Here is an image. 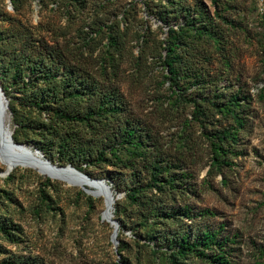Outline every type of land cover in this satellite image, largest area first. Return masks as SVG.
<instances>
[{
	"label": "rangeland",
	"instance_id": "1",
	"mask_svg": "<svg viewBox=\"0 0 264 264\" xmlns=\"http://www.w3.org/2000/svg\"><path fill=\"white\" fill-rule=\"evenodd\" d=\"M221 1L220 12L228 23L216 15L211 0H152L149 8L143 0H79L75 8L67 6L69 0H17L16 11L12 0H0V9L11 18L0 21V29L23 33L22 24L34 31L37 38L40 36L57 50L62 49L66 61L82 67L96 83L98 92L117 90L121 109L110 117L101 118L104 121L94 123L91 128L81 123L53 122L56 133L50 135L53 142L48 140L47 143L52 151H56L57 140L66 132L70 133L74 144L100 148L118 127L141 123L138 118L142 119L151 127L148 128L160 143L163 154L183 150L182 155H175L186 163L183 170L188 169L192 174L189 182L176 185L174 199H167V205L170 211L189 206L193 218L167 219L163 230L183 233L191 226L206 225L218 229L220 237L234 239L230 248L232 264H256L264 262L258 253V248L264 245V0ZM150 7L170 10L172 25L184 20L176 14V9L179 13H192V10L204 13L220 33L221 50L208 40H197L193 43L194 53L189 52L192 62L195 64L203 56L210 60L204 64L203 71L208 74L215 92L222 89L228 97L236 92L246 97L240 101L244 106V125L237 130L234 153L227 158L229 165L222 166L221 172L206 184L203 179L210 149L198 125L188 124L192 105L180 100L176 106L164 97L167 83H159L162 67L156 65V59H151L159 53L160 41L166 37L168 26L156 20ZM116 18L122 48L119 55L115 54L114 66L110 67L104 57V38L94 39L91 48L85 47L84 40L96 28ZM79 72L88 79L82 70ZM192 90L194 87L187 91ZM93 102L90 98L81 99L73 109L83 110ZM202 103L210 108L204 100ZM23 115L30 122L46 118L45 114L29 110ZM209 116L214 129L226 124L215 111ZM7 124L13 133L9 110L4 120L5 129ZM26 145L33 149L31 144ZM119 156L125 161L126 155L120 152ZM112 160L97 161L89 170L93 179L115 180L121 199L131 184L132 169ZM143 164L137 171L140 183H145L150 173L149 167ZM11 171L13 177L7 179L10 172L2 174L4 165L0 162V217L12 221L19 232L11 238L0 233V264H8L10 260L29 264H113L118 260L119 255L110 240L112 225L103 217L102 196L94 197L69 180L51 178L32 167L16 166ZM45 176L55 183L43 187ZM41 188L45 189L53 209L47 207L49 202H42ZM87 197L92 198L91 207ZM132 209L126 203L124 214L131 213L135 220L137 214ZM206 209L214 215L200 219L198 214ZM121 233L123 254L129 257V264H163L154 258L150 248L137 245L129 230ZM186 262L208 264L193 255L188 256Z\"/></svg>",
	"mask_w": 264,
	"mask_h": 264
},
{
	"label": "trees",
	"instance_id": "2",
	"mask_svg": "<svg viewBox=\"0 0 264 264\" xmlns=\"http://www.w3.org/2000/svg\"><path fill=\"white\" fill-rule=\"evenodd\" d=\"M69 1L67 6L72 8L80 3L79 0ZM143 1L149 8L148 3L152 0ZM16 2L17 0H12L14 11L18 9ZM211 2L215 7L216 15L228 23L220 12L219 7L223 4L222 1L211 0ZM149 10L154 13L156 20L168 26L166 37L160 41L159 53L157 56L152 55L151 58L156 59V65L162 67L159 83H167V95L164 97L171 100L173 104L177 106L180 100H183L189 101L192 105L191 119L188 124L198 125L200 135L210 149L209 165L203 179L205 184L209 183V179L221 172L222 166L229 165L227 158L234 153V145L238 139L237 130L244 125L242 115L244 106L240 101L245 100L246 97L238 92L228 97L222 89L215 92L210 84L211 81L207 79L208 74L203 71L204 64L210 60L203 56L199 57L195 64L192 62L193 57H190L189 52L194 53L193 43L197 40H208L221 50L220 33L204 13L197 10H192V13L189 11L179 13L176 9V14L179 17L182 16L184 20L182 23L176 22L174 26L170 24L172 21L170 10L151 7ZM173 17L176 18L175 15ZM6 19L11 18L0 9V21ZM118 21L116 18L99 26L84 40L85 47L91 48L94 39L104 38L103 46L106 50L104 57L110 67L114 66L115 54L119 55L122 48ZM20 26L23 33L0 29V85L8 98V110L14 126L13 140L17 143L31 144L51 163L56 162L58 166L70 164L90 177L94 175L89 168L102 160L114 159L112 161L115 163L132 169L131 184L126 188L123 198L118 197L113 203L112 213L113 218L118 222L116 238L119 242L115 251L119 258L113 264L120 262L129 264V257L123 254L125 247L122 230H129L134 236V242L150 248L154 258L163 264H187L186 259L190 255L208 264H232L230 248H233L234 239L229 236L220 237L218 229L206 225L191 226L189 231L183 233L176 231L172 234L163 230L167 219L193 218L191 214L193 211L189 206L183 205L175 211H170L167 205V199H174L173 191L176 185L189 182L192 174L188 169L183 170L186 163L182 157L175 155H182L183 150L163 154L160 143H157L152 131L148 128L150 126L142 119L138 118L141 123H125L122 127H118L116 133L106 137V141L100 148L93 149L82 144H74L72 136L66 132L57 140L56 151L51 150L52 146L47 143L48 140H50L49 143L53 142L50 135L56 133V131L53 132L55 130L53 122L81 123L91 128L94 123L104 121L101 118L105 119L117 113L121 109L122 102L117 100L119 98L116 89L110 88L108 92H98L94 80L89 78L82 67L76 63H72V66L70 62H67L65 54L63 57L62 49L57 50L48 40H42L40 36L37 38L34 31L25 28L22 24ZM144 35L146 36V33ZM6 47H8L7 50ZM225 62L228 64L227 60ZM79 70H82L88 79ZM102 70L104 71L105 68L102 67ZM192 87L194 90L189 93L187 90ZM88 98L94 100L88 107H84L83 110L78 107L73 109L75 105H79L81 99ZM202 100L210 108H205ZM122 109L125 108L122 106ZM26 110L34 111L39 115L45 114L46 118L27 121L23 115ZM214 111L226 121L224 126L219 125L214 129V123L209 116H213ZM184 124L187 126L186 122ZM120 152L126 155L125 161L123 157V159L120 158ZM149 153L153 154L149 156ZM134 155L137 157L134 158ZM141 164L150 169L145 183L137 180V171ZM27 170L34 173V170ZM11 172L7 179L13 177ZM43 179V187L55 183L47 176ZM105 180L111 185L116 196L119 185L110 177ZM62 181L71 186L68 181ZM109 196L111 199L110 193ZM40 197L42 202H49V196L44 188L40 189ZM86 199L91 207L92 198ZM126 203L131 209L134 208L132 212L135 211L137 214L135 220L131 213L124 214ZM110 206L108 212L111 209ZM47 207L53 209L50 202L47 203ZM210 215L214 213L208 209L198 214L200 219ZM125 216L128 217L125 218ZM134 221L136 222L133 229ZM128 224H131V228ZM14 225L12 221L0 217V233L6 237L11 238L14 233L19 232ZM258 253L264 260V245L258 248ZM7 262L8 264H29L22 260ZM256 264H264V262L258 261Z\"/></svg>",
	"mask_w": 264,
	"mask_h": 264
},
{
	"label": "bare ground",
	"instance_id": "3",
	"mask_svg": "<svg viewBox=\"0 0 264 264\" xmlns=\"http://www.w3.org/2000/svg\"><path fill=\"white\" fill-rule=\"evenodd\" d=\"M2 138L3 137L0 136V162L4 165V172H10L16 166H28L39 170L41 173L51 176V178L69 180V182L80 186L94 197L102 196L104 201V210L102 213L103 217L108 220V208L111 204V199L109 193L105 190L101 182L93 178L92 180H88L77 172H73L74 170L72 171V169L69 168L50 166L43 162L35 154H32L39 159L38 161L34 156L28 153L26 148L12 147L7 150Z\"/></svg>",
	"mask_w": 264,
	"mask_h": 264
},
{
	"label": "water",
	"instance_id": "4",
	"mask_svg": "<svg viewBox=\"0 0 264 264\" xmlns=\"http://www.w3.org/2000/svg\"><path fill=\"white\" fill-rule=\"evenodd\" d=\"M7 110H8V100L3 92V89L0 85V136L3 137L2 140H3V143L4 145L6 146V149L9 150V148H12V147H22V148H26L28 151L34 153L37 157H39L43 162H45L46 164L50 165V166H53V167H64V168H69V169H72L74 170L75 172H77L78 174H80L81 176H83L84 178L88 179V180H92V177L76 170L72 165L68 164L66 166H58V165H55L53 163H51L46 157H44V155L37 149V148H31L29 146H27L26 144L24 143H17L13 140L12 138V131L10 130L9 128V125H8V128L7 130H5L3 128L4 126V120L5 118H7ZM6 140V141H5ZM8 172H4L2 174H7ZM96 180H98L99 182H101L105 187L106 189L108 190V192L111 194V206H110V210L108 212V222L112 225V233H111V236H110V240L114 246V248H116V244L118 243V240L116 238V235H117V231H118V222L116 219L113 218V203H114V200L116 198H118L120 195H116L114 196V193H113V190L111 188V185L108 183V181H106L105 179H102V178H95ZM114 198H113V197ZM101 220H103L102 217H100Z\"/></svg>",
	"mask_w": 264,
	"mask_h": 264
}]
</instances>
